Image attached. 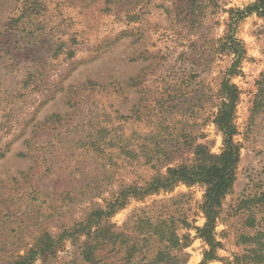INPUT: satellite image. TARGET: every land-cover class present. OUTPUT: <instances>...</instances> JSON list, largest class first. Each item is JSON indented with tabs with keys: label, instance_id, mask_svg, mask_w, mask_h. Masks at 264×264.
Returning a JSON list of instances; mask_svg holds the SVG:
<instances>
[{
	"label": "rangeland",
	"instance_id": "374dc122",
	"mask_svg": "<svg viewBox=\"0 0 264 264\" xmlns=\"http://www.w3.org/2000/svg\"><path fill=\"white\" fill-rule=\"evenodd\" d=\"M256 1L0 0V264L47 232L57 242L36 264H90L82 249L100 217L122 236L92 242L98 264H150L167 244L150 231L161 222L190 234L171 264H199L209 248L195 228L206 222L205 184L142 198L128 189L191 163L199 145L221 153L225 78L240 91L241 159L209 264L255 246L262 261L248 264H264V9L230 14ZM231 27L246 49L234 75ZM120 196L123 208L66 235Z\"/></svg>",
	"mask_w": 264,
	"mask_h": 264
},
{
	"label": "trees",
	"instance_id": "16d2710c",
	"mask_svg": "<svg viewBox=\"0 0 264 264\" xmlns=\"http://www.w3.org/2000/svg\"><path fill=\"white\" fill-rule=\"evenodd\" d=\"M261 7L264 9V0H257L254 4L248 5L245 9L232 8L230 14L232 18L235 12L237 17L240 14V17H243L253 10L259 11ZM232 30L233 28L231 27V31L224 42V46L234 55L233 64L228 70L229 75H234L239 72L241 60L246 54L244 43L235 36ZM220 92L222 99L214 121L223 136V149L221 153L217 155L209 154L206 147L199 145L196 147L195 157L191 163H183L178 166L168 167L165 174L157 173L147 182L146 186H131L128 189L131 196L142 198L147 194L173 188L178 183L189 185L196 183L205 184L206 191L203 202L201 203V210L205 215L206 222L202 227L195 228L198 230L199 236L209 245V248L205 250L204 259L199 264H209L210 260L217 258L216 250L219 248L220 242L215 238V228L223 201L232 191L235 181L237 180V170L241 159L242 146L241 142L236 139L238 135L236 109L240 99V91L235 83L225 78L221 82ZM121 197L122 196L111 202L107 210H99V214L92 212L85 221L76 223L65 232L67 233L66 235L73 236L79 232H84L86 228L91 227L93 218L96 215L100 217V214L104 213L106 216H110L123 208L126 202L124 198L122 199ZM101 219L102 217L99 218L100 224L97 226V232L93 233L94 236L92 235L89 238L82 249L84 259L90 262V264H98L102 260L96 255L97 244L92 243L94 240L104 239V241H108L113 240L111 236L115 239L122 236L120 233L116 232L110 234L109 228L111 225L105 227L108 222ZM151 229L150 231L152 234H158L160 239L167 244L163 249L158 251L155 259L151 261L150 264H171L170 259L172 257V250L175 248L182 250L189 246L190 234L180 236L176 231L170 228L167 222L152 225ZM104 231L108 232L111 236ZM61 238L62 235L58 240ZM248 238L250 240H256L255 236L254 238ZM56 242L57 240L50 233H44V235L36 239L34 245L26 249L23 254H16L15 258L7 264H36L38 257H47V254L54 250L53 247ZM125 242L121 241L120 244ZM113 243V246L117 245L116 241ZM102 245H105V243L103 242ZM135 246L136 244L134 243L130 246L132 247V251L130 250L131 252H127L129 259L135 255ZM102 248H104V246H102ZM262 257L259 249L255 246L248 248L247 252L242 256H236L234 262H229V264H236L240 261H244L246 264L260 263ZM168 258L169 262H164V260Z\"/></svg>",
	"mask_w": 264,
	"mask_h": 264
}]
</instances>
